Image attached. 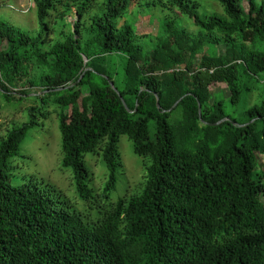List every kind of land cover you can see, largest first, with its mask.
Masks as SVG:
<instances>
[{"label": "trees", "instance_id": "trees-1", "mask_svg": "<svg viewBox=\"0 0 264 264\" xmlns=\"http://www.w3.org/2000/svg\"><path fill=\"white\" fill-rule=\"evenodd\" d=\"M211 1L222 14L200 13L199 0L153 2L196 31L167 18L146 51L132 24H118L134 0H33L47 31L74 9L54 42L0 19V96L11 105L35 88L40 107L55 105L61 165L82 205L55 185L12 182L10 160L40 111L31 107L0 138V264H264V0ZM220 85L227 96L212 91ZM122 134L143 174L113 202ZM86 153L106 166L101 187Z\"/></svg>", "mask_w": 264, "mask_h": 264}, {"label": "rangeland", "instance_id": "rangeland-1", "mask_svg": "<svg viewBox=\"0 0 264 264\" xmlns=\"http://www.w3.org/2000/svg\"><path fill=\"white\" fill-rule=\"evenodd\" d=\"M153 2L156 0H134L128 12L118 18V24L126 21L135 27L136 32L143 35V37L139 35L135 41L143 46L144 51L150 48L153 38L160 34L161 24L167 18H175L177 24L188 33H195L196 28L176 9L161 8ZM199 2L201 4L198 8L200 13L205 10L208 13L222 14L221 6L217 2L211 0H199ZM242 5L245 9L248 8L246 1H243ZM73 13L74 9L63 20H53V17H50L49 27L52 28L47 31L37 21L33 0H0V19L8 21L31 36L42 34L45 36L46 42H54L59 39L60 30H67L69 23L76 20ZM4 48L5 43L0 40V49ZM205 50L210 54L216 50L222 52L223 45L219 44L216 48L213 45L205 46ZM114 72L115 84L119 86L122 74L120 62L114 65ZM21 88L23 86L20 82L11 86L13 92H18ZM25 89L31 93L11 105L6 104L0 96V138L13 126L28 121L31 117V107L41 106L37 99L31 97L34 94L32 92L37 89ZM212 91L215 95H228L224 85L214 87ZM54 108V104L45 108L40 107V111L35 117L36 124L28 130L26 140L20 146L19 155L10 160L12 182L16 184L19 180H25L30 184H47V187L55 185L73 209L81 210L82 205L76 198L72 170L70 167L61 165L62 153L58 121L55 113L50 111ZM149 129L151 132V123H149ZM117 150L121 163L116 171L115 189L111 194L113 202L123 195L128 186L130 192L136 190L143 174L141 158L133 152L132 143L126 135L119 136ZM91 155V153L85 155V163L91 174L90 183L101 187L107 174L106 166L97 154Z\"/></svg>", "mask_w": 264, "mask_h": 264}, {"label": "water", "instance_id": "water-1", "mask_svg": "<svg viewBox=\"0 0 264 264\" xmlns=\"http://www.w3.org/2000/svg\"><path fill=\"white\" fill-rule=\"evenodd\" d=\"M87 60H86V58H84V62H86ZM87 69V68H86ZM82 76V74L80 75V77ZM80 77H79V79H80ZM78 79V80H79ZM77 80V81H78ZM110 83V85L112 86V88L116 91V88L113 86V83L110 81L109 82ZM63 88H66V87H63ZM63 88H56V89H54V90H57V89H63ZM118 95H119V97H120V99H121V102L123 103V105L126 107V105H125V103H124V101H123V99H122V97L120 96V94L118 93ZM155 99H156V106L157 107H159V104H158V97L157 96H155ZM180 99H178V100H176L173 104H172V106L169 108V109H167V110H163V111H170L177 103H178V101H179ZM127 108V107H126ZM128 110V109H127ZM198 113L200 114V106H199V104H198ZM221 121V120H220ZM219 122V121H218ZM218 122H216V123H218ZM215 123V124H216Z\"/></svg>", "mask_w": 264, "mask_h": 264}]
</instances>
